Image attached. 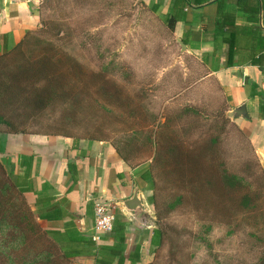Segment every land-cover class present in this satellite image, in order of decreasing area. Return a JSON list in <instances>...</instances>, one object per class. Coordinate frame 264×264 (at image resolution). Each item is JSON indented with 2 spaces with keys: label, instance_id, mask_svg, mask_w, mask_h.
<instances>
[{
  "label": "crops",
  "instance_id": "1",
  "mask_svg": "<svg viewBox=\"0 0 264 264\" xmlns=\"http://www.w3.org/2000/svg\"><path fill=\"white\" fill-rule=\"evenodd\" d=\"M140 1L159 20L166 34L159 41L174 56L167 60L166 70L176 87H169L167 93L187 94L197 84L200 89L214 86L226 111L245 108V117L231 120L263 157L264 0ZM32 3L0 0V54L16 47L24 33L39 24ZM0 163L12 182L19 181L23 208L32 213L43 242L38 250L53 244V253L58 255L63 246L67 254L75 255L68 258L71 264H93L95 249L77 240L93 239V206L102 200L126 222L124 256L145 237L136 264L150 260L145 250L154 227H142L136 217L129 219L121 203L132 196L138 183L150 206L145 182L139 176L141 165L132 166L112 141L0 129ZM22 218L25 221V213ZM107 234H99L94 242L110 244L100 240ZM88 248L91 254L86 252ZM125 264L130 263L126 260Z\"/></svg>",
  "mask_w": 264,
  "mask_h": 264
},
{
  "label": "rangeland",
  "instance_id": "2",
  "mask_svg": "<svg viewBox=\"0 0 264 264\" xmlns=\"http://www.w3.org/2000/svg\"><path fill=\"white\" fill-rule=\"evenodd\" d=\"M33 1L32 6L41 24L39 27L46 22H58L56 29L60 34L53 29L47 37H61L58 43L64 48L75 49L89 68L103 69L126 89L144 112L146 127L134 132L120 131L128 125L125 120L112 119L105 121V125L96 126L101 127L113 143H130L128 149L138 152V161H149L147 156L152 153V146L148 139L163 121L165 105H171V109L193 105L203 120L209 114V121L217 126L213 129L215 133L220 131L217 128L222 123L215 114L222 112L226 115L227 111L219 109L220 93L214 86L200 89L198 84L193 85L189 93L179 95L175 100L176 93H167L169 87H176L175 80L168 78L166 70L167 60L174 56L159 41L166 39L159 20L140 0ZM35 60L26 59L22 49L0 59V85L17 86L15 97L0 100V112L10 118L17 129L38 130L41 127L40 130H44L43 126L48 123L45 118L40 122L33 120L34 101L26 98L31 94L32 84L45 76L37 70L38 73L30 71L33 64H29ZM227 118L225 133L221 134L225 149L223 158L241 181L239 189L248 191L253 197L250 206L245 207L234 200H229V207L211 204L205 217L201 218L194 213L193 207L185 206L159 219L150 205L158 227L163 228L165 235L160 247L154 248L149 243L145 252L150 260L144 264H264V184L261 176V173L264 175V156L259 157L242 129L232 122V118ZM87 124L88 127L94 126L93 123ZM0 129L9 130L4 123H0ZM197 138L198 133L190 139ZM145 163L139 166L140 170ZM144 192L146 195L151 193ZM255 194L259 197L255 198ZM0 199L4 208L0 207V216L7 214L10 219L12 199L8 196ZM214 213L218 217L212 218ZM12 224L17 227H7L0 221V264H30L35 256L40 260L35 264H44L46 254L38 253L43 242L38 237L37 226L27 219L13 220ZM68 261V264L72 263Z\"/></svg>",
  "mask_w": 264,
  "mask_h": 264
},
{
  "label": "trees",
  "instance_id": "3",
  "mask_svg": "<svg viewBox=\"0 0 264 264\" xmlns=\"http://www.w3.org/2000/svg\"><path fill=\"white\" fill-rule=\"evenodd\" d=\"M51 24H53L52 28ZM40 25L39 22L36 28L27 30L18 45L0 54V59L20 49L25 53L26 59L36 58L29 64H33L31 67L33 69L30 71L37 70L45 76L43 80L32 84L31 94L26 98L34 101L33 120L40 122V119L45 118L48 123L46 126L42 125L44 130H40L41 127L38 130L17 129L9 120L10 118H5L0 112V123L8 126L7 131L59 134L75 139L87 138L90 141H111V137L105 134L101 127H96L97 125H105V121L115 119L119 122L125 120L128 123L127 127L120 131L134 132L146 127L144 112L117 80L109 77L103 69L89 68L81 61L75 49L64 48L58 43L61 37L57 39L47 37L58 26L57 21L46 22L44 26L39 27ZM172 26L173 24H170V27ZM56 32H59L58 29ZM16 87L8 84L0 85V100L15 97ZM179 95H176L174 100ZM170 107L171 105H165L162 113L163 121L157 125L153 137L148 139L152 146V153L147 156L149 161H145L146 163L137 160L136 150L135 152L128 149L130 143H113L116 150L132 166L145 163L139 176L146 183L144 190L151 192L147 199L158 218H166L169 212L182 210L185 206L193 207L198 218L205 217L211 204L229 207V200L249 207L253 197L248 191L242 192V189H239L238 185L241 181L230 171L229 165L223 158L225 149L221 134L225 133L227 116L221 111L215 114L222 123L217 128L220 131L215 133L213 129L217 126L209 121V114H206L203 120L199 115L200 111L193 105H184L177 109ZM219 109L226 112L224 105ZM87 123H93L94 126L88 127ZM196 133L198 138L190 139ZM249 144L251 145L250 141ZM0 170L2 178L0 197L8 196L13 200H11L9 215L12 219H9L7 214H2L0 221L5 222L7 227L13 225L15 228L17 225L12 224V221L17 222L18 219L23 221L22 215L25 213L29 223L36 226L32 213L23 208V201L19 196L21 190L19 181L12 182L1 163ZM261 176L264 184L262 173ZM258 197L255 194V198ZM0 207L3 208L1 199ZM216 217L218 215L214 213L212 218ZM125 226L126 222L115 215L112 230L109 234L100 237V240L110 241V244L97 245L92 238L84 237L77 240V243L93 246L95 249L93 264H125L126 260L130 264H136L140 260L141 242L145 237H141L126 258L124 256L127 238ZM164 235L165 231L162 227L154 228L149 243L154 248L160 247L163 244ZM70 241L74 242V239L71 238ZM49 249L54 252L56 247L49 244ZM64 249L62 246V254L58 255L53 252L51 254L48 250H46L48 252L38 251V253L46 254L44 264H68V258L75 255L67 254ZM86 252L91 254L92 249L88 248ZM38 262L40 260L35 256L30 264Z\"/></svg>",
  "mask_w": 264,
  "mask_h": 264
},
{
  "label": "water",
  "instance_id": "4",
  "mask_svg": "<svg viewBox=\"0 0 264 264\" xmlns=\"http://www.w3.org/2000/svg\"><path fill=\"white\" fill-rule=\"evenodd\" d=\"M226 116L229 118L245 117L246 111L243 106H240L228 110L226 112ZM121 203L123 205V211L129 219H132V217H136L142 227L145 228L158 227V221L156 219V216L153 210H151L149 204L147 203L143 191L138 185V183L134 184L132 196L127 199H124Z\"/></svg>",
  "mask_w": 264,
  "mask_h": 264
},
{
  "label": "built area",
  "instance_id": "5",
  "mask_svg": "<svg viewBox=\"0 0 264 264\" xmlns=\"http://www.w3.org/2000/svg\"><path fill=\"white\" fill-rule=\"evenodd\" d=\"M262 37L264 39V26L262 31ZM114 219L115 215L111 210L110 205L106 201L97 200L93 206V228L95 231L93 240H97L98 235L101 233L110 232L113 227Z\"/></svg>",
  "mask_w": 264,
  "mask_h": 264
}]
</instances>
